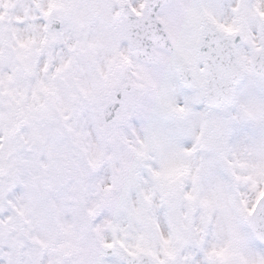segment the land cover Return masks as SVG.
<instances>
[{"label": "snow or ice", "instance_id": "1", "mask_svg": "<svg viewBox=\"0 0 264 264\" xmlns=\"http://www.w3.org/2000/svg\"><path fill=\"white\" fill-rule=\"evenodd\" d=\"M0 264H264V0H0Z\"/></svg>", "mask_w": 264, "mask_h": 264}]
</instances>
